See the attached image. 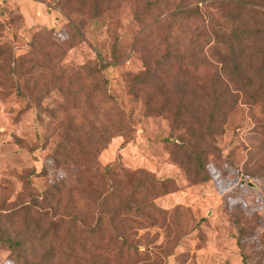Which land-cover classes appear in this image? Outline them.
<instances>
[{
  "label": "rangeland",
  "instance_id": "374dc122",
  "mask_svg": "<svg viewBox=\"0 0 264 264\" xmlns=\"http://www.w3.org/2000/svg\"><path fill=\"white\" fill-rule=\"evenodd\" d=\"M0 230V264H264V0H0Z\"/></svg>",
  "mask_w": 264,
  "mask_h": 264
},
{
  "label": "trees",
  "instance_id": "16d2710c",
  "mask_svg": "<svg viewBox=\"0 0 264 264\" xmlns=\"http://www.w3.org/2000/svg\"><path fill=\"white\" fill-rule=\"evenodd\" d=\"M116 59H117V57H116ZM2 235L4 236L3 230H0V241H2L3 243H8V245L12 249H16V247L19 244V242L15 241L13 238H10V237H8V239L7 238H4Z\"/></svg>",
  "mask_w": 264,
  "mask_h": 264
}]
</instances>
